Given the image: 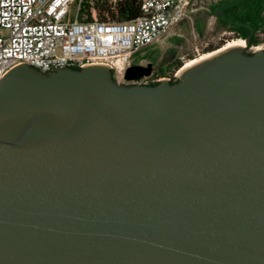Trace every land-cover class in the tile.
I'll return each mask as SVG.
<instances>
[{
    "label": "water",
    "instance_id": "water-1",
    "mask_svg": "<svg viewBox=\"0 0 264 264\" xmlns=\"http://www.w3.org/2000/svg\"><path fill=\"white\" fill-rule=\"evenodd\" d=\"M0 264H264V51L156 86L106 66L11 70Z\"/></svg>",
    "mask_w": 264,
    "mask_h": 264
},
{
    "label": "built area",
    "instance_id": "built-area-1",
    "mask_svg": "<svg viewBox=\"0 0 264 264\" xmlns=\"http://www.w3.org/2000/svg\"><path fill=\"white\" fill-rule=\"evenodd\" d=\"M191 4L192 0H142L140 18L104 23L95 9L90 11L91 22H80L82 0H0V81L26 64L44 74L106 66L115 77L120 72L126 83L125 72L134 58L190 19ZM251 50L264 51V46ZM126 62L128 66L119 71ZM179 71L128 84L174 83Z\"/></svg>",
    "mask_w": 264,
    "mask_h": 264
},
{
    "label": "rangeland",
    "instance_id": "rangeland-1",
    "mask_svg": "<svg viewBox=\"0 0 264 264\" xmlns=\"http://www.w3.org/2000/svg\"><path fill=\"white\" fill-rule=\"evenodd\" d=\"M219 1L221 0H192L190 19L174 27L167 36L152 47L142 50L134 61L142 58L154 60L157 69L162 65L168 68V63L174 61L186 63L190 55L198 58L206 54L204 50L208 46L218 47L221 43L226 46L231 41L239 40L231 32L220 31L217 28L216 18L209 11L213 10L214 5ZM258 39H260L259 45L264 46V32L260 33ZM250 53H252L251 47L246 48L245 54ZM128 64L129 62L120 64L118 70L125 69ZM116 79L121 85H131L121 81L120 72L116 75Z\"/></svg>",
    "mask_w": 264,
    "mask_h": 264
},
{
    "label": "trees",
    "instance_id": "trees-1",
    "mask_svg": "<svg viewBox=\"0 0 264 264\" xmlns=\"http://www.w3.org/2000/svg\"><path fill=\"white\" fill-rule=\"evenodd\" d=\"M238 4L232 12L237 17V22L244 25L250 24V28L245 26L231 25V20H219L217 28L220 31H231L237 33V39H246L250 30L264 32V0H234ZM240 1V2H239ZM142 0H82V10L80 15V22H91V9L97 12L99 22H129L141 17ZM214 16L216 8L209 11ZM235 21V20H233ZM247 23V24H246ZM247 28V29H246ZM260 39L252 38L249 48L257 46ZM224 43L218 47L208 46L204 52H212L216 49L222 48ZM252 55V53L248 54ZM195 59V55H190L189 60ZM183 61H176L170 68L167 74L173 75L183 67ZM161 75H163L161 73ZM157 83L150 86H156Z\"/></svg>",
    "mask_w": 264,
    "mask_h": 264
},
{
    "label": "flooded vegetation",
    "instance_id": "flooded-vegetation-1",
    "mask_svg": "<svg viewBox=\"0 0 264 264\" xmlns=\"http://www.w3.org/2000/svg\"><path fill=\"white\" fill-rule=\"evenodd\" d=\"M237 4H238V2L234 1V0H221V1L217 2L213 7V8H216V13L214 14V17L216 18L217 24H218L219 20H224V21L225 20H231L232 22H237V17L232 14V12L235 10V7L237 6ZM217 14H219V17H217ZM233 20H235V21H233ZM246 26L250 27V24H247ZM228 32H231V31H228ZM231 33L234 34L235 37H237L236 32H231ZM260 33H261L260 31H254L253 30V34L251 36V39L252 38H258V36H260ZM250 35H251V30H250L248 37ZM175 62L176 61H174L172 63H168V65H169L168 68L165 65H162V67H159L157 69L154 60H148V59L142 58V59H138V60L134 61L133 65H140L143 67H146L148 65H152V69H153L152 76L153 77L157 76V77L161 78V77H167L169 75V74H167V72L170 70V68L172 67V65ZM161 73L163 75H161ZM113 77H114V80L116 82H118V80L116 79V77L114 75H113ZM126 83L128 84V82H126Z\"/></svg>",
    "mask_w": 264,
    "mask_h": 264
},
{
    "label": "bare ground",
    "instance_id": "bare-ground-1",
    "mask_svg": "<svg viewBox=\"0 0 264 264\" xmlns=\"http://www.w3.org/2000/svg\"><path fill=\"white\" fill-rule=\"evenodd\" d=\"M235 48L246 49V42L243 39L234 40V41L229 42L221 50H218V51L210 53V54L201 55L198 58H196L195 60L186 62L184 64V66L180 69L179 76H181L187 70H189L193 67H196L197 65L202 64L203 62H205L209 59H212L213 57L219 55L220 53H223L227 50L235 49Z\"/></svg>",
    "mask_w": 264,
    "mask_h": 264
}]
</instances>
